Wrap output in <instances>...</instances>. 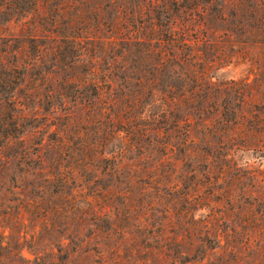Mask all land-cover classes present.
Listing matches in <instances>:
<instances>
[{"label":"rangeland","instance_id":"1","mask_svg":"<svg viewBox=\"0 0 264 264\" xmlns=\"http://www.w3.org/2000/svg\"><path fill=\"white\" fill-rule=\"evenodd\" d=\"M256 5L0 0V264H264Z\"/></svg>","mask_w":264,"mask_h":264},{"label":"trees","instance_id":"2","mask_svg":"<svg viewBox=\"0 0 264 264\" xmlns=\"http://www.w3.org/2000/svg\"><path fill=\"white\" fill-rule=\"evenodd\" d=\"M256 6L254 7V9H253V13H254V17L256 18V19H259V17H260V11H261V6H263L264 5V0H256ZM119 20V19H118ZM117 24H118V22L116 23V22H113V24H112V30L113 31H116V29L118 30L119 28H118V26H117ZM66 38V37H65ZM183 45H187V43H183ZM112 120H114V119H112ZM23 155H26V153H23ZM74 176H72V177H68V175L67 174H60V175H57L55 178H56V180H59L61 183H63V184H66V183H68L70 180H72V178H73ZM48 180H50V178L48 177ZM38 204V202H36V201H32V202H23V201H21L19 204H17V208H18V210H20L21 212H20V216H18V219L20 220V222L21 223H24L25 221H27V220H29L30 218H29V216H31L32 217V214H31V211H30V209L28 210V211H25V208L24 207H26V206H30L32 209H34L35 208V206L34 205H37ZM29 215V216H28ZM45 215H47V214H44V216ZM31 236L33 237L34 236V233H32L31 234ZM20 252H22V250L20 251ZM35 262V261H34ZM37 262V261H36ZM37 264H39V263H37Z\"/></svg>","mask_w":264,"mask_h":264}]
</instances>
